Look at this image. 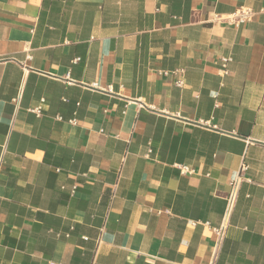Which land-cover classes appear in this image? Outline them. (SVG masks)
Here are the masks:
<instances>
[{
  "label": "crops",
  "instance_id": "1",
  "mask_svg": "<svg viewBox=\"0 0 264 264\" xmlns=\"http://www.w3.org/2000/svg\"><path fill=\"white\" fill-rule=\"evenodd\" d=\"M50 263L264 264V0H0V264Z\"/></svg>",
  "mask_w": 264,
  "mask_h": 264
},
{
  "label": "built area",
  "instance_id": "2",
  "mask_svg": "<svg viewBox=\"0 0 264 264\" xmlns=\"http://www.w3.org/2000/svg\"><path fill=\"white\" fill-rule=\"evenodd\" d=\"M253 16V12L251 9L249 8H240L239 10L235 11L232 14L227 15L223 21H225L228 25L230 26H239L245 23L250 22V20L252 19ZM230 62L229 58L223 59L222 60V68H225L226 63ZM178 86H181V82H178L177 84ZM34 112H36L37 114L40 112V108H37L34 110ZM185 168H181V171L184 172ZM239 173H234L230 179V194L228 196L227 199V210H231V208L233 207L235 200H236V196H237V191H238V186H239V182H238V177ZM53 264V263H50Z\"/></svg>",
  "mask_w": 264,
  "mask_h": 264
}]
</instances>
